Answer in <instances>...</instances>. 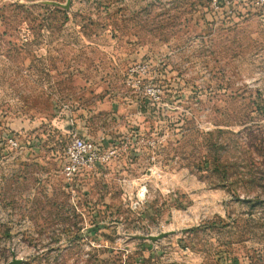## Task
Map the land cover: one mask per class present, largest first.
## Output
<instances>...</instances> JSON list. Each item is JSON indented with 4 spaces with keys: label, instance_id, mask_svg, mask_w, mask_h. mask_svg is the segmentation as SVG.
I'll use <instances>...</instances> for the list:
<instances>
[{
    "label": "rangeland",
    "instance_id": "rangeland-1",
    "mask_svg": "<svg viewBox=\"0 0 264 264\" xmlns=\"http://www.w3.org/2000/svg\"><path fill=\"white\" fill-rule=\"evenodd\" d=\"M66 5L0 0V264H264V1Z\"/></svg>",
    "mask_w": 264,
    "mask_h": 264
},
{
    "label": "built area",
    "instance_id": "built-area-1",
    "mask_svg": "<svg viewBox=\"0 0 264 264\" xmlns=\"http://www.w3.org/2000/svg\"><path fill=\"white\" fill-rule=\"evenodd\" d=\"M113 154V150L100 149L92 141L76 137L64 149L65 162L62 172L65 177L71 179L81 171L91 169L96 164H103Z\"/></svg>",
    "mask_w": 264,
    "mask_h": 264
},
{
    "label": "water",
    "instance_id": "water-1",
    "mask_svg": "<svg viewBox=\"0 0 264 264\" xmlns=\"http://www.w3.org/2000/svg\"><path fill=\"white\" fill-rule=\"evenodd\" d=\"M68 4H69V0H67V5H66V8L68 7ZM168 233H163V234H160L158 236H149V237H137L138 239L140 240H145V239H148L149 241L151 242H155L157 240H160L162 238H164L165 236H167ZM8 264H21V259H17L14 255L12 256V260L10 261V263Z\"/></svg>",
    "mask_w": 264,
    "mask_h": 264
}]
</instances>
